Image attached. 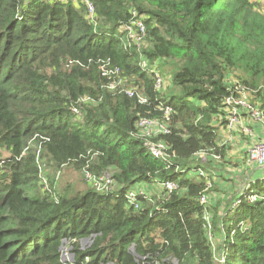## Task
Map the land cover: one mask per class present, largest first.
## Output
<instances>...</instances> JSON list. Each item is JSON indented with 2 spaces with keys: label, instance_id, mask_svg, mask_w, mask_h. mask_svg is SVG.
Here are the masks:
<instances>
[{
  "label": "trees",
  "instance_id": "obj_1",
  "mask_svg": "<svg viewBox=\"0 0 264 264\" xmlns=\"http://www.w3.org/2000/svg\"><path fill=\"white\" fill-rule=\"evenodd\" d=\"M87 1L92 15L84 0H0V264H60L65 238L95 264H264V169L219 192L220 169L250 160L226 135L264 124V6ZM136 19L140 45L124 29ZM156 73L168 77L160 88ZM244 91L262 119L239 107L241 125L228 128L226 98ZM143 118L167 132L144 134ZM43 162L106 171L113 185L59 191Z\"/></svg>",
  "mask_w": 264,
  "mask_h": 264
},
{
  "label": "built area",
  "instance_id": "obj_2",
  "mask_svg": "<svg viewBox=\"0 0 264 264\" xmlns=\"http://www.w3.org/2000/svg\"><path fill=\"white\" fill-rule=\"evenodd\" d=\"M64 1H69V0H64ZM84 1L87 4L90 15H92L93 12L92 5L87 0ZM133 14L135 15V12H133ZM124 29L126 30L127 35L131 40V42L136 45H140L145 38V27L140 19H136L131 24L125 26ZM141 65L142 66L147 65L145 60L141 61ZM155 79H156L155 87L160 88L165 83V81L168 80V77L164 78L156 73ZM120 82L110 83L109 87L114 88L116 85H120V86L123 85ZM125 92L130 97L136 95V91L133 88H127ZM138 98L141 101H145V98L140 95H138ZM81 100L87 101L88 97H83L81 98ZM226 102L232 105L229 116L228 128H234L235 126L240 124L241 120L239 118V113H238L239 107H242V109L248 111L252 123H256L257 121H260L262 119L260 118L261 115L259 111L249 106L247 102V93L245 91L241 93L240 97L237 98H234L233 96L227 97ZM73 110L76 111V109ZM138 126L142 129V132L146 135H148L150 132L153 133L167 132V128L164 123H159L153 119H146V118L140 119L138 122ZM241 128L244 133L251 135V129L248 125L243 124L241 125ZM148 150L151 153V155L157 159H164L165 156L167 155L165 145L160 142L159 143L148 142ZM248 153H249L248 154L249 159L253 161L257 165V167L264 168V141L259 142L254 146H252L251 148H249ZM199 173L202 174L201 172ZM85 175H87L91 186L94 189H96L98 192L108 191L110 186L113 185V180L111 178V175L106 171L102 172L99 175H95L89 170H85ZM164 186L168 190H173L176 188V184L170 181H166L164 183ZM138 194H143V192L140 191ZM134 196H135L134 191H130L128 193L129 202L131 204H134V207L136 208L137 204L134 201ZM200 201L204 203L205 198L201 197ZM76 241L77 240L75 239L68 240L66 238L62 240V244L60 248L61 249L60 264H95L93 262L95 261V257H93L92 255L83 254L80 258H77L76 251L73 246V243H75ZM78 243H80L81 245V250H84L85 247L91 245L92 241L90 238L88 239L86 238L79 240ZM96 264H116V263L113 261H106V262L100 261L98 263L96 262ZM171 264H177V262L175 260H172Z\"/></svg>",
  "mask_w": 264,
  "mask_h": 264
},
{
  "label": "rangeland",
  "instance_id": "obj_3",
  "mask_svg": "<svg viewBox=\"0 0 264 264\" xmlns=\"http://www.w3.org/2000/svg\"><path fill=\"white\" fill-rule=\"evenodd\" d=\"M258 1L262 6H264V0H258ZM142 43H146V40L144 39ZM1 154L6 155V152L1 151ZM41 167H42V171H41L42 176H44V178L48 179L49 181L52 180L54 184V188L58 189L59 191L64 190L66 188H72L74 191L83 192L84 190L92 187L91 184L89 183V179L87 175H85L84 169H76L72 165H67V166H62L60 168V171H55L53 168H50L47 165H45L44 162L43 164L41 163ZM229 169L230 168L220 169L223 176L224 177L227 176V179L224 181L225 183L230 181L229 179L231 177V174L233 175L234 179L238 181L239 183L238 185L243 186L249 181L247 176H244L246 172H243L244 171L243 167L241 169H235V171L234 169H232L233 171ZM227 187L228 186L225 187L223 186L220 188L218 187L219 189H221L219 190V192L221 194L227 192L228 191ZM44 188H47V185H44Z\"/></svg>",
  "mask_w": 264,
  "mask_h": 264
},
{
  "label": "crops",
  "instance_id": "obj_4",
  "mask_svg": "<svg viewBox=\"0 0 264 264\" xmlns=\"http://www.w3.org/2000/svg\"><path fill=\"white\" fill-rule=\"evenodd\" d=\"M248 121L245 120L244 121V124H247ZM252 129H251V135H240L241 132L237 135V133H234L232 135H226V138L228 141L232 142L233 146H235V149L234 151H237L239 152V161L246 155H248V150L249 148H251L252 146H254L255 144L259 143V142H262L264 141V124H260V123H257V124H253L252 126ZM226 134V133H224ZM247 153V154H246ZM250 161V160H249ZM247 162L246 164L242 165L243 166V172H246L244 176H247L248 179H250L255 173L256 171H260L261 169H264V168H260V167H257V165H254L253 161H250V162ZM250 163V166L248 167V164ZM252 163V164H251ZM242 166H240V169L242 168ZM231 169V171H233L232 169H237V168H231V167H228ZM229 169V170H230ZM230 174V173H228ZM234 178V177H233ZM234 183L231 184L230 182H227L225 183L223 186H226L228 185V187L231 188V186H235L237 185V187L239 186L238 184V181H236L234 179ZM235 188H232L231 191L233 192Z\"/></svg>",
  "mask_w": 264,
  "mask_h": 264
}]
</instances>
